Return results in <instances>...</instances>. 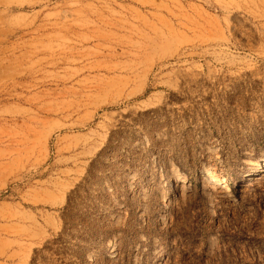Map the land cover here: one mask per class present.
Returning a JSON list of instances; mask_svg holds the SVG:
<instances>
[{
  "label": "rangeland",
  "instance_id": "374dc122",
  "mask_svg": "<svg viewBox=\"0 0 264 264\" xmlns=\"http://www.w3.org/2000/svg\"><path fill=\"white\" fill-rule=\"evenodd\" d=\"M0 264H264V0H0Z\"/></svg>",
  "mask_w": 264,
  "mask_h": 264
},
{
  "label": "bare ground",
  "instance_id": "6f19581e",
  "mask_svg": "<svg viewBox=\"0 0 264 264\" xmlns=\"http://www.w3.org/2000/svg\"><path fill=\"white\" fill-rule=\"evenodd\" d=\"M200 180L201 181H206V182H209V183H216L218 186L227 185L225 179H219L213 172H210V171L201 173Z\"/></svg>",
  "mask_w": 264,
  "mask_h": 264
}]
</instances>
